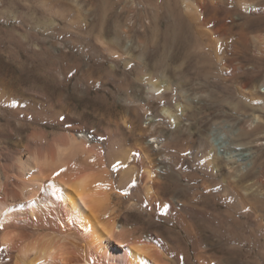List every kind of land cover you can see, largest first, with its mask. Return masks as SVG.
<instances>
[{"label":"rangeland","instance_id":"obj_1","mask_svg":"<svg viewBox=\"0 0 264 264\" xmlns=\"http://www.w3.org/2000/svg\"><path fill=\"white\" fill-rule=\"evenodd\" d=\"M245 1L246 7L237 2L232 12L222 13L213 0H191L190 9L185 0H56L62 10H68L66 17L46 10L44 23L30 16L24 24L30 37H45L47 41L50 35L60 38L61 43L53 50L58 66L51 68L50 61L12 50L9 42L22 39L19 14L23 7H33L41 0H0L4 16L0 19V73L71 74L63 89L46 98L71 102L80 92L88 98H104L114 104L104 117L108 130L118 129L117 139L127 148L135 152L142 149L149 161L157 164L161 151L153 148L166 146L164 150L171 160L167 173L171 175V191L184 189L181 204L172 203L178 213L162 221L156 212L157 221L151 226L145 216L148 209L141 205L134 213L143 218L131 220L139 224V235L150 236L153 247H169L167 238L171 244L172 230L186 231L187 224L204 213L203 203L213 198H217L221 213H234L250 225L258 217L264 225V62L254 46L255 41L264 40V0ZM186 23L195 28L198 41L188 39ZM230 38L245 40L249 50L239 43L238 48H230ZM207 54L213 57L216 68L205 79L199 75L203 64L197 57ZM75 55L81 59L77 67L70 64V57ZM83 73L106 79L95 85L79 79ZM150 80L162 90L166 103H160L156 96L149 97ZM163 108L170 111L171 119L159 115ZM70 109L74 118L83 122L90 119L95 126L101 119L93 108ZM147 113L154 117L149 124ZM219 138L229 142L232 153L250 152L252 165L245 170L241 163L219 155L213 143ZM151 139L158 142L148 144ZM109 149L107 144L103 151ZM142 175L140 186L145 199L148 181ZM247 187H255L254 192L244 195ZM111 200L121 206L122 213H129L132 200L127 192ZM246 204L259 214L244 210ZM190 208L202 212L190 215L186 211ZM174 248H184L185 264H200L198 251L209 264H251L247 247L242 251L238 247Z\"/></svg>","mask_w":264,"mask_h":264},{"label":"bare ground","instance_id":"obj_2","mask_svg":"<svg viewBox=\"0 0 264 264\" xmlns=\"http://www.w3.org/2000/svg\"><path fill=\"white\" fill-rule=\"evenodd\" d=\"M217 1L213 0L222 13L232 12L231 7L237 2L243 7L248 5L245 0ZM185 2L190 9L191 0ZM51 9L65 17L68 11ZM186 29L188 39L196 41L195 28L186 23ZM238 43L249 50L245 40L231 39L227 45L236 49ZM254 46L264 62V40L255 41ZM197 60L203 64L199 75L208 79L216 62L208 54ZM5 73H0V225L3 226L0 264H175L176 261L183 264L187 261L184 248L153 247L150 236L139 235V224L131 221L143 218L136 213L141 205L148 209L145 216L151 226L157 221L156 212L162 221L178 213L172 203H180L184 189L176 187L171 191V175L167 174L171 160L164 150L166 146L153 148L161 151L157 164L149 161L142 149L135 152L127 148L117 139L118 129L108 130L110 126L107 127L104 117L114 104L104 98L92 99L80 92L71 102L47 99L48 94L63 89L71 74ZM104 78L91 73L79 76L95 85ZM262 80L261 88H264ZM148 94L166 103L162 90L152 80L148 82ZM73 106L93 108L101 119L95 126L88 117L86 122L74 118L70 109ZM159 115L171 119L168 109L163 108ZM145 118L148 124L154 120L148 113ZM222 139L213 142L218 154L248 169L252 154L232 153L228 150L229 142ZM151 140L148 144L158 142ZM107 144L110 149L104 152ZM143 173L148 181L145 199L140 186ZM254 190L255 187H247L243 194H252ZM123 192L132 200L126 214L111 200L113 196L120 199ZM253 209L247 204L244 207L258 215L259 211ZM186 211L191 215L201 210ZM196 258L200 264H209L199 251Z\"/></svg>","mask_w":264,"mask_h":264},{"label":"crops","instance_id":"obj_3","mask_svg":"<svg viewBox=\"0 0 264 264\" xmlns=\"http://www.w3.org/2000/svg\"><path fill=\"white\" fill-rule=\"evenodd\" d=\"M51 7H56L58 10L62 9L61 4L56 2V0L50 2L41 0V2L35 4L33 7L25 5L19 14L22 24V39L15 41L13 39L11 41L9 40V42L11 43L12 50L15 49L18 51L20 49L21 53L24 52L35 60L50 61L49 66L51 68H56L58 63H56L53 50L61 43L60 38H57L55 35H50V41H47L45 37H30L29 30L24 28V24L29 20L30 16L36 18L38 22L44 23L46 10L53 12ZM35 12H37V14H35ZM3 17V12H0V19L2 20ZM24 33H26V35H24ZM31 50L34 52V55H31ZM80 61L81 59H79L77 55L70 57L71 66L77 67ZM52 62L54 64H52ZM84 67H87L86 64ZM216 200L217 198H213V200L203 203L204 213L201 214L197 220H193L187 224L188 228L185 229L186 231L182 232L173 229L172 242L170 244L167 238V245L169 247L204 248L238 247L239 251L247 247V252L251 255L249 259L251 264H264L263 221L256 217V219H254L255 223H251L250 225L242 222L234 213L225 212L223 214L217 210ZM200 210L201 213L202 209ZM183 226H186V224Z\"/></svg>","mask_w":264,"mask_h":264},{"label":"snow or ice","instance_id":"obj_4","mask_svg":"<svg viewBox=\"0 0 264 264\" xmlns=\"http://www.w3.org/2000/svg\"><path fill=\"white\" fill-rule=\"evenodd\" d=\"M3 226L2 225H0V228H2Z\"/></svg>","mask_w":264,"mask_h":264}]
</instances>
